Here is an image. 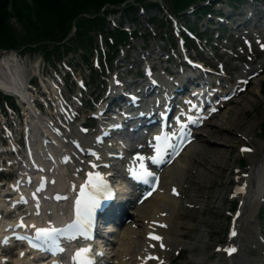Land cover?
I'll return each instance as SVG.
<instances>
[{
	"label": "rangeland",
	"instance_id": "rangeland-1",
	"mask_svg": "<svg viewBox=\"0 0 264 264\" xmlns=\"http://www.w3.org/2000/svg\"><path fill=\"white\" fill-rule=\"evenodd\" d=\"M256 2L263 4L264 7V0H256ZM11 10L12 9L9 7V11ZM262 14L264 15V10ZM147 16L148 13L143 12L136 17V21L123 20V24L127 27L134 26L141 28L145 26L143 21ZM10 18L14 19L12 16H10ZM112 18L114 19L113 21H116L117 14H114ZM15 23L17 22L15 21ZM14 27L16 29V38L21 39L25 32L24 29L19 27L18 23L14 25ZM154 27L156 34L161 35L165 43L156 40L141 41L139 38H133L132 41H129L128 44L123 46L122 51H120V53L116 55L108 64L112 69L116 70L115 72L118 73H116L117 75H121L120 80L123 81L124 76H130L129 73L133 74L135 70L137 71L138 63L142 60L139 53V49L142 44L143 46H146L143 56L146 55L147 57H150V60L153 61L155 66H162V60L165 56L162 52H160V50L167 46L166 39L170 42L171 38L165 28L166 26L159 28L157 27V24L154 23L153 29ZM202 27L204 26L201 25V28ZM252 30L257 32L259 31L257 30V26H253ZM205 38L206 40L201 38L199 45L193 44V48L190 49V52L198 58L202 57V59H204L207 63L213 65L215 70H217L215 63L217 61L221 62L224 79L226 80H233V78L237 76L236 73L241 70L244 65L251 67L255 66L258 64L257 62H259L261 66H264L263 52H259L254 48L253 58L251 57V60H249L248 56L251 55V49L249 50L250 53H248V55L245 53L241 54L240 51L243 49V46L238 38H235L232 41L229 39L232 44L228 47L227 53L220 52V47L222 45L221 40L225 38L224 35H222L219 39H215L213 36L209 39L207 37ZM24 39H22V41H25ZM28 40L30 41L33 39ZM19 41L22 42L21 40ZM207 49H210L212 52L210 54L207 52L208 54H206L205 50ZM0 53L5 54L8 52L0 49ZM18 53L20 54L19 57L17 56ZM79 53V50L69 51L67 54H63L61 58L79 62L75 74H79L82 80L89 82L90 75L96 79L93 83L90 81L89 86L83 92L82 102L85 101L90 104V100L88 99L89 91H94L99 88L98 81H100L99 75L101 74H103L101 77H103V81L105 83L107 73L102 67L93 69L91 73L87 67L90 64V59H88L87 62L80 60ZM93 53L94 49L91 48L89 53H87L88 57H91ZM43 54V50H41L40 47L33 46L29 49L24 47L22 50L16 51L13 55L14 59L19 62L21 66H25V64L29 66L32 61L34 63L41 61L44 66V70L46 69L49 71L51 68L48 67V63L44 61L45 57ZM7 55L10 54H6V56ZM54 55L55 54H49L48 58L50 57L51 61H53ZM168 61L169 64L171 63L170 61H175V59L174 57H171L168 58ZM219 73L221 72L219 71ZM58 74L59 77H62L61 72H58ZM25 75L27 76L25 73L22 77H25ZM71 77L72 75L68 74L67 80L64 81L66 82L67 91L69 89L67 84L68 82L73 85V88H75ZM107 82H109L108 79ZM246 85L247 87L244 91L240 92L234 97V99L223 105V108L213 116L214 119H210L209 122L206 123V126H202L197 130V132L202 134L201 139L199 140L200 142L195 144L199 147V150L196 151V159L189 164L190 167L184 174L186 176L185 180L189 183H183L180 187L184 193L183 197L180 198L182 211L181 213L176 214V217L179 218V220L183 222H191L188 226L180 225L183 232V234H180H182L184 240L186 239L191 242V245L181 248L167 264H208L210 260L219 256H224L220 251L214 252L212 250V246L214 243H222L224 241L226 231L225 223L227 222L226 212L228 209L231 210L233 206H235V200L226 197V189L227 187H230V179H234L233 176L235 175V173L231 171V168L239 165L240 170L245 171L250 164L249 162H251V158L257 157L259 153H261L262 139H264V133L258 128L259 124L264 122V71L260 72L259 75H256L253 79H249ZM32 96L34 97L33 94ZM12 100L15 102L14 98L11 99V101ZM36 104L37 100L35 98L34 105ZM32 110H34L37 116L39 114H44V111L39 106H36V110L35 108ZM221 113L223 118L219 117V114ZM87 115V111L82 108L79 121L87 118ZM19 127H21L20 123L17 124L15 131H19ZM17 138L18 134H15L14 139L12 138L15 140L14 143L18 145V149H16V151L18 154H23V150H21V147L17 143ZM239 143L250 144L251 150L248 151V153H243L242 156L241 152L237 150V145ZM15 154L16 153L12 152L5 155L0 154V164L4 167V169L0 172V182L4 183L10 181L12 175L16 174L15 169L11 166L7 167V164L4 162L5 157H13ZM11 160H14V158ZM239 175L240 173L237 174V176ZM2 186H4V184ZM5 189H7V187ZM1 196L5 197L6 195ZM8 196L10 197V195ZM186 199L189 200L187 202H190V206L184 205ZM260 206L261 207L256 216V218H259V221L256 223L254 228H260L261 230L264 206L263 204ZM118 243L119 242L117 241L114 244L113 250H116L119 247ZM128 246L129 248L127 249V252L132 248V245ZM124 248L125 247H123V250H125ZM247 251L250 255L258 253V251H254V249ZM121 257L123 260H128L127 255H123ZM126 263H128V261Z\"/></svg>",
	"mask_w": 264,
	"mask_h": 264
},
{
	"label": "bare ground",
	"instance_id": "bare-ground-1",
	"mask_svg": "<svg viewBox=\"0 0 264 264\" xmlns=\"http://www.w3.org/2000/svg\"><path fill=\"white\" fill-rule=\"evenodd\" d=\"M241 73L242 70L237 74L242 76ZM155 75H158L160 78V83L158 87H156L157 90L152 88L142 90L141 87L145 86L146 83L136 89L139 97H143V102L141 103L143 107L152 106V100H157L158 95H161V97L165 95L168 98L170 93H173L174 91L176 92V87H178V85H184V80L181 75L177 76V74H175L172 76L171 82H165V79L159 70L155 72ZM221 79L222 78L217 77L215 82L220 84ZM23 80L22 74L20 73V67L14 61L13 54L7 56L6 54L1 55L0 88H3L7 92L15 91L26 101V106H28L29 111L25 112V121H27L26 124L30 125V130H28L29 142H27V144H29L31 150L30 158L38 167L32 168L29 159L24 158V164L19 166V173L22 175V171L29 172L32 175L33 180L36 181L43 178L41 175H43L44 172L49 181L51 177L53 178V182L47 184L45 188L40 189L41 193L44 192L45 194H49L48 190L50 187L55 186L56 184L58 186L55 187L62 190L64 189L65 184H67L70 189L69 192L72 193L73 197V195L76 194L75 190L79 187L83 179L85 180V178H83V173L80 168H78V163H76L68 148V135H70V133L74 135L76 134L72 131H67L66 133L63 131H57L52 123L42 120L41 117L35 116L34 111L32 110V101L24 91ZM138 82L141 81L139 80ZM116 113L119 115L118 112ZM219 117L223 118L222 113L219 114ZM112 126L113 124L109 128H113ZM105 127L106 125L104 124L101 126L102 129ZM86 133L88 136L86 135L87 138L82 141L86 143V146L94 147L99 155H103L104 148L106 147L92 145L94 134L90 135L89 132ZM122 133V130L117 129L116 134H114L115 136L112 138V142H110L108 147L122 149V146L126 143L125 137H122L121 135ZM201 136V133H197L195 141L185 147V150L181 153L182 155L176 158L171 165H167V167L161 170V185L165 188L163 192L159 194L153 193L149 198L145 199L140 206L133 207L131 209L132 215L129 222L121 227L118 234V239L120 241L119 245L124 246V243L129 240L133 246H136L135 249L132 248L131 254L132 261L135 260L134 264L142 262L143 264H166L179 248L191 245V242L186 239L184 240L179 236L180 233L183 234L180 225L188 226L191 224V222H183L176 217V214L182 211L179 199V197L182 196V191L179 196L171 194L170 191L172 189L180 191V187L183 183H189L185 180L186 176L184 174L189 169V164L196 159V151L199 150V147L195 144L200 142L199 140L201 139ZM44 138L47 140L45 143H43ZM116 139H119L121 144H119ZM67 155L69 156L68 159L64 157ZM84 159H86V157ZM98 160L99 159H97V162ZM89 161L95 163V159H89ZM251 162H249L250 164L248 165V168L240 176L242 179L240 183L243 186L239 187L238 190L230 188L229 191H231V194L228 195L231 198L235 197L238 199V209L236 214H234V219L229 228V237L227 238V241H231L234 244L235 251L232 252L234 254L226 257L219 256L210 260L208 264H264V238L262 240L258 230L254 228L257 223L255 215L260 208L261 197L264 196V140H262L261 153H259L257 157L251 158ZM51 166L52 171L49 172L48 169H50ZM236 177L237 175L235 174L233 176L234 180H236ZM75 178L79 180L74 183V186L71 189L70 180H74ZM9 184L11 185L10 189H12V182ZM20 184L24 188L25 184ZM63 192L66 193L65 191ZM12 199H15V197H10L9 203H11ZM185 201L189 200L186 199ZM52 203L57 205V209H64L63 200L55 202L51 201L48 204H44V198L41 197L40 202L34 201L29 203L27 209H30V211L33 212L35 211L40 215H47V211L52 212L55 209V205ZM7 207L8 204L5 203L4 198L0 196V210L6 212ZM151 219H157V223L152 226V228L156 230L158 237L164 244L163 249H161L158 244L160 239L152 241L144 239L142 233L147 227H150L148 221ZM3 222L5 223L3 224ZM10 222V220L7 221L0 215V235L3 233L5 224ZM131 223L134 224L135 227H132ZM233 231L236 234L231 236L230 234ZM252 249L258 251V253L250 255L247 250ZM152 253L154 255L152 260L142 258L143 254L146 255ZM22 260L23 258L19 257L12 259L13 264H23L24 261ZM0 264H2L1 256ZM113 264L127 263L122 257H120V259H117L115 262L113 261Z\"/></svg>",
	"mask_w": 264,
	"mask_h": 264
},
{
	"label": "trees",
	"instance_id": "trees-1",
	"mask_svg": "<svg viewBox=\"0 0 264 264\" xmlns=\"http://www.w3.org/2000/svg\"><path fill=\"white\" fill-rule=\"evenodd\" d=\"M120 1L123 0H0V45L11 47L17 44L15 30L12 29V25L8 23L7 19L6 6L8 3H10L13 13L25 31L24 40L43 41L37 46L43 50V53L47 54L52 50H60L59 47L63 45L60 39L66 35L72 23L75 27L73 36L78 40L79 45L84 46L85 41L91 42V37L87 33L88 30L106 27L103 24L102 14H97L98 10L102 6L119 4ZM167 1L170 3L171 10H175L188 0ZM126 6L127 10L133 8L132 2ZM106 10L108 9L104 11ZM109 10H113V8L110 7ZM114 30L117 37L114 36L113 43L107 44L108 47L125 37L124 31L121 29ZM51 40H56V42H50ZM49 45L51 46L49 47Z\"/></svg>",
	"mask_w": 264,
	"mask_h": 264
},
{
	"label": "snow or ice",
	"instance_id": "snow-or-ice-1",
	"mask_svg": "<svg viewBox=\"0 0 264 264\" xmlns=\"http://www.w3.org/2000/svg\"><path fill=\"white\" fill-rule=\"evenodd\" d=\"M195 122V121H190ZM167 136L159 135L154 137L157 142L153 145L154 154L150 157L137 156L136 160L138 165L136 168L129 169L130 175L136 180H142L143 182H148V177L152 176L150 172L144 165L143 161L145 159L151 160L153 163H158L163 160V146L166 145L168 141ZM241 151H250V149H241ZM40 189H38L39 191ZM112 193L110 186L107 184L105 178L99 173H88L87 179L83 185L80 186L79 194L74 202V219L70 225L66 226L70 229H74L80 233V235L85 236V238H91L86 235L88 228L91 227L92 219L97 210L102 207L104 201L110 200L112 198ZM61 197H57L60 199ZM66 199V197H64ZM61 229H37L36 239L38 240H49L54 239V237L61 233ZM236 233L233 231L230 235L234 236ZM74 236L68 237V239H74ZM151 239L159 240L157 236H150ZM63 251V249H59ZM226 252L231 254L235 251L232 249H225ZM91 249L81 248L73 256V264H92V258L89 255Z\"/></svg>",
	"mask_w": 264,
	"mask_h": 264
}]
</instances>
